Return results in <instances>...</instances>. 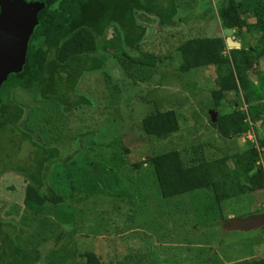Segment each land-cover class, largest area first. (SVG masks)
Segmentation results:
<instances>
[{
  "label": "rangeland",
  "instance_id": "1",
  "mask_svg": "<svg viewBox=\"0 0 264 264\" xmlns=\"http://www.w3.org/2000/svg\"><path fill=\"white\" fill-rule=\"evenodd\" d=\"M238 1L248 5L246 0ZM178 5L180 23L174 28L162 29L155 16L138 14V21L149 34L144 49H159L167 58L164 66L122 72L109 64L104 74L84 73L77 90L89 98L91 107L84 108L79 116L80 110L73 112L70 120L62 114L51 113L49 116L54 121L57 119L52 130L49 125L46 129L43 125L25 127L26 131L37 133L39 143L58 144L66 151L62 159L48 163L46 168L48 185L64 199L61 209L72 213L77 207L83 208L79 205L87 206L76 216L82 230L67 231L57 221L53 208L49 207L51 214L42 216L22 208L21 200L16 198L24 199L27 182L22 172H6L0 177L3 230L0 238L7 239L4 235L7 231L19 246L28 251L38 249L41 255L38 264L78 263L86 252L96 255L101 264H247L264 259V231L230 229L231 219L264 215V191L224 202L220 206L222 220H219L220 215L207 209H212L209 192L165 200L153 168L143 165L149 158L169 151H178L185 158L186 154L191 157L195 152L215 159L223 152H242L249 144L258 148L264 139V117L251 123L249 132L230 144H225L211 126L210 112H216L217 99L208 90L211 84L207 80L216 75L215 68L181 73V57L176 48L180 45L178 40L198 35L217 38L225 36L224 31L215 1L178 0ZM249 6L248 12L254 4ZM248 20L254 23V19ZM251 35L246 41L239 40L235 32L233 40L240 44L239 49L256 46L261 34L253 30ZM116 63L120 65L119 58ZM260 74H264V58L248 75L255 81ZM38 94L16 90L12 93V103L29 112L32 108L38 111L44 105ZM242 95L227 94V102L237 103ZM44 106L47 111L48 104ZM156 109L175 110L181 117L180 131L163 139L145 136L141 122ZM33 115L36 119L39 114ZM61 117L64 122L60 121ZM41 128L47 131L46 135ZM22 146L16 152L9 141L1 144L0 157L5 161L0 171L21 169L24 162L41 156V151L29 143L24 142ZM125 148L129 150L128 155L123 152ZM113 159L114 169L110 167ZM117 179L121 184L118 185ZM139 181L141 191L136 196L132 192L131 204H125L126 200L120 199L125 195L124 188L132 191ZM81 182L89 189L88 193H77ZM74 196L81 199L78 206ZM134 206L142 208V213L131 211ZM134 216L135 221L129 222L127 217ZM9 223L16 227L15 231ZM62 231L67 235L59 243L57 238Z\"/></svg>",
  "mask_w": 264,
  "mask_h": 264
},
{
  "label": "trees",
  "instance_id": "2",
  "mask_svg": "<svg viewBox=\"0 0 264 264\" xmlns=\"http://www.w3.org/2000/svg\"><path fill=\"white\" fill-rule=\"evenodd\" d=\"M26 1L40 2L45 8L38 16L39 25L30 40L27 62L22 73L9 76L0 93V146L9 141L17 152L22 150L23 143L27 142L33 149L38 148L41 156L35 159L31 156L32 159H28V164L24 162L25 166L21 169L0 171V177L6 172H22L27 182L24 199L16 197L21 200L22 208L31 214L42 216L51 214V207L62 227L76 233L77 228L82 230V224L76 216L81 215L80 211L87 206L79 205L83 208L77 207L72 213L64 212L61 209L64 205L63 197L56 194L46 180L48 163L62 159L66 151L58 144L39 143L37 133L26 131L25 127L28 128L29 125L36 128L43 125L46 129L49 125L52 130L57 119L54 121L49 116L51 113L62 114L70 120L73 112L80 110L79 116L84 108L91 107L89 98L77 90L84 73L104 74L108 72L109 64L115 65L122 72H130L133 68L156 70L164 66L167 58L159 53V49H144L149 34L147 28L138 21V14L155 16L162 29H169L177 27L180 23V8L178 0ZM212 1L216 3L215 9L223 31L232 29L239 40L245 41L248 36H252L253 30L261 34L256 46L249 45L240 49H228L226 37L223 35L217 38L198 35L177 41L180 44L176 51L181 57V73L215 68L216 75L208 77L207 81L211 84L208 90L214 99H217L215 110L218 117L217 123H213L212 119L210 123L223 142L230 144L236 138L247 134L251 123H257L264 117V74L258 75L255 81L248 75L253 66L264 58V6L263 0H246V6L243 1L238 0ZM252 3L254 7L248 12L247 7ZM249 18L254 19V23L251 24ZM118 58L120 65L116 63ZM16 90L39 93L44 105L48 104L47 111L43 109L45 106L42 104L41 109L37 111L32 108L30 112L29 109L14 105L12 93ZM230 93L237 96L243 94L242 100L228 103L226 95ZM236 104L238 108L235 107ZM244 106H248L247 110H243ZM227 108L230 110L226 112ZM34 113L39 114L36 119ZM60 121L64 122L63 117ZM180 122L181 117L175 110L156 109L142 120L141 130L149 138L163 139L178 133L181 129ZM41 129L46 135L47 131ZM123 152L125 155L129 154L127 148ZM186 156L185 158L178 151H169L155 155L143 163L153 168L165 200L207 191L210 193L208 198L212 208L207 209L220 215L218 219L222 220L221 204L239 196L264 191V164L261 165L264 160V139L259 142L258 148L249 144L242 152H223L221 157L215 159L201 157L200 153L195 152L191 157L188 154ZM4 161L5 159L0 157L1 167ZM115 164L113 159L110 167L114 169ZM117 182L119 185L122 181L117 179ZM83 183L81 182L77 193L89 192ZM135 184L132 191L124 188L125 195L120 198L122 201L126 200L127 205L131 204L132 192L136 196V192L142 189L140 181L138 185ZM76 196L74 198L78 206L81 199ZM130 210L142 213V208L135 206ZM127 218L131 223L136 219L135 216ZM214 221H217V218ZM11 228L16 230L14 225ZM2 232L0 223V233ZM6 232L4 235L7 239L0 238L2 264L39 263L41 255L38 249L28 251L19 246L16 238ZM66 235L61 233L57 238L58 242L60 243ZM73 264L101 262L96 255L86 252L80 256L78 263ZM247 264H264V259Z\"/></svg>",
  "mask_w": 264,
  "mask_h": 264
},
{
  "label": "water",
  "instance_id": "3",
  "mask_svg": "<svg viewBox=\"0 0 264 264\" xmlns=\"http://www.w3.org/2000/svg\"><path fill=\"white\" fill-rule=\"evenodd\" d=\"M45 5L26 0H0V93L9 76L22 73L27 62L30 40L39 25V14ZM228 49H239L233 40L234 31H224ZM213 123L217 113L210 112ZM231 230L241 232L264 231V215L231 219Z\"/></svg>",
  "mask_w": 264,
  "mask_h": 264
},
{
  "label": "built area",
  "instance_id": "4",
  "mask_svg": "<svg viewBox=\"0 0 264 264\" xmlns=\"http://www.w3.org/2000/svg\"><path fill=\"white\" fill-rule=\"evenodd\" d=\"M259 152H261V153H262V150H260ZM263 161H264V160H262V161H261V164H262V163H264Z\"/></svg>",
  "mask_w": 264,
  "mask_h": 264
},
{
  "label": "flooded vegetation",
  "instance_id": "5",
  "mask_svg": "<svg viewBox=\"0 0 264 264\" xmlns=\"http://www.w3.org/2000/svg\"><path fill=\"white\" fill-rule=\"evenodd\" d=\"M11 173H15V172H11ZM18 174V173H17ZM20 174V173H19Z\"/></svg>",
  "mask_w": 264,
  "mask_h": 264
},
{
  "label": "clouds",
  "instance_id": "6",
  "mask_svg": "<svg viewBox=\"0 0 264 264\" xmlns=\"http://www.w3.org/2000/svg\"><path fill=\"white\" fill-rule=\"evenodd\" d=\"M225 31V30H224ZM234 34H235V32H234ZM225 35V34H224Z\"/></svg>",
  "mask_w": 264,
  "mask_h": 264
}]
</instances>
